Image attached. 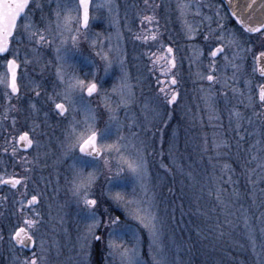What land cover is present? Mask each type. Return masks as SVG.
Here are the masks:
<instances>
[{
    "label": "rangeland",
    "instance_id": "obj_1",
    "mask_svg": "<svg viewBox=\"0 0 264 264\" xmlns=\"http://www.w3.org/2000/svg\"><path fill=\"white\" fill-rule=\"evenodd\" d=\"M40 2L43 12L34 10L32 20L41 29L50 28L45 35L54 42H29L21 30L17 35L21 43L14 45L19 49L21 63L20 93L9 101L0 87V176L26 178V187L0 189V264H16L19 259L31 257L33 251L39 253L40 240L44 241L45 264H122L120 251L124 248L134 249L140 264H154L153 257H163L167 264H199L193 245L198 247L203 235L218 238L219 229H226L236 237L232 232L237 227H241L239 238L251 243L250 250L261 264L264 106L258 102L254 79L246 75L250 52L232 48V53L244 59L236 61L241 70L235 80L230 67L233 72L227 87L224 76L218 77L219 83L197 89L186 66L191 84L185 87L180 104L173 109L175 120L180 112L183 123L169 126V109L157 83L158 79L163 81L161 70L153 68L155 57L150 59L152 53L146 42L141 45L135 38L137 12L130 0H122L121 15L119 0H91L87 28L76 22L80 17L78 0ZM58 3L61 19L65 15L73 18L72 31L63 33L67 40L63 46L56 28ZM72 35L78 36L75 47ZM159 37L158 34L152 43L157 55L162 54ZM258 41L260 45H256ZM262 44L264 36L260 35L255 44L244 46L253 51ZM57 47H61L60 54L66 56V62L57 60ZM102 57L111 61L107 71ZM25 58L30 61L27 65L23 64ZM61 66L64 83L57 76ZM226 66L231 65L227 63L222 68ZM4 70L0 59V72ZM73 75L89 82L94 80L98 85L91 97L77 92L75 105L56 96ZM246 81H251V106ZM36 84L40 85V96L32 90ZM126 86H130L131 95ZM121 92L130 100L126 105L121 103ZM206 95L210 96L207 102ZM49 97L65 102L68 111L59 114ZM210 105L218 118L210 119ZM237 111L243 117L239 127L234 115ZM89 124L101 133L98 146L118 144L120 151H104L99 158L81 155L78 147L68 151V145L75 140L73 128L86 132ZM22 130L29 132L33 146L25 153L15 146L13 154V138ZM121 157L143 160L139 177L129 171ZM73 165L82 167L85 175H95L87 195L98 201L97 218L106 221L108 216L120 217L119 227L106 228L101 224L96 233L102 236L99 242L87 235L91 210L73 194ZM116 193L124 197L122 202L112 198ZM32 195H37L39 202L26 206ZM4 200L11 204L10 211L2 203ZM137 207L156 216L162 252L153 247L148 230L134 218ZM36 212L40 214L39 226L31 231L37 245L26 251L10 242L9 234L24 226L25 219L35 218ZM231 234L225 233L224 237L231 240ZM110 240L118 246L114 255H110Z\"/></svg>",
    "mask_w": 264,
    "mask_h": 264
},
{
    "label": "snow or ice",
    "instance_id": "obj_2",
    "mask_svg": "<svg viewBox=\"0 0 264 264\" xmlns=\"http://www.w3.org/2000/svg\"><path fill=\"white\" fill-rule=\"evenodd\" d=\"M227 4L228 8L230 9L231 16L236 20V23L240 25L244 33L251 35L260 34L261 36H264V0H227ZM89 6L90 0H79V8L82 9V17L77 18L76 22L82 24L84 28H87L89 24ZM191 7V4L188 3L178 4L181 15H184ZM200 7L201 5L196 6V11L194 13L195 15H200ZM59 8L60 4L58 3L56 10V28L57 34L62 37L60 45L63 46L67 43V40L63 39V33L72 31L71 23L73 18L70 15H65L61 19V12L59 11ZM34 10H40L43 12V4L40 2V0H0V59L4 61V66H6V70L0 72V87L3 88L4 96L9 101L13 96H18L20 93V85L18 83V69L21 68V63L18 62L19 49L14 47V45L21 43V41L17 39V35H19L22 30L29 42L35 41L37 44H51L54 42L49 40L45 35V32L51 31V29H41L37 27L35 22L32 20ZM217 16H219V12H217ZM154 20V16H143L141 23H152ZM185 26L187 28L189 39H194L195 36L192 34L197 31V29L187 22H185ZM218 28L220 29V34L216 37V39L219 41V45L210 50V56L213 58V60L209 64L208 74L204 75L202 73H197L198 78L201 80H207L210 86L219 82V78L214 74L217 71L215 58L218 55L224 54L226 49L231 48L240 49L245 53L252 52L250 47L244 46V42L238 38L235 32H225V25L220 23H218ZM76 31L79 32V29L77 28ZM135 38L138 40H143L144 42H147L149 39L152 41H157L158 34L155 32L151 35L137 34ZM204 39L208 40L209 36L205 35ZM71 41L74 47L77 46L79 42L78 36L72 35ZM261 47H264V44H262ZM160 48L163 54L157 55L156 53H152L150 59L155 57L152 59L153 68L155 69L159 67L161 70V75L168 78L166 81H161L158 79L157 83L161 85L159 91L163 94L165 102L169 105H173L177 102L179 95L174 87L177 85L178 81L176 75L172 72V70L176 68V60L173 54L174 50L171 46L165 48L163 44L160 45ZM56 51L57 60L66 62V56L60 54L61 47H57ZM102 59L106 61L105 71H107L108 67L111 65V61H109L107 57H102ZM224 59L234 69L232 79L235 80L237 73H239L241 70L240 64H238L236 61L243 60L244 57L233 53L231 59H229L227 55H224ZM161 61H163V63H161ZM253 61V73L255 74L258 72L260 77L264 78V50L260 51L258 54H253ZM28 63H30V61L25 58L23 64L27 65ZM57 76L61 83L65 82L62 66L61 68H58ZM165 83H167L169 87H164L163 85ZM224 84L226 87L228 86L227 80L224 81ZM246 84L249 87V95L247 97L248 105L251 106L254 103V97L251 95V81H246ZM126 87L129 88V95H131L130 86ZM257 87L258 102L261 106H264V84H259ZM39 88L40 85L36 84L32 89L36 96L41 95ZM97 91L98 85L94 80L89 82L73 75L69 78L63 91L56 93V96L61 97L62 100L66 101L68 104L75 105L74 95L77 92H86V95L91 97ZM232 91L235 93L237 90L233 88ZM240 95L243 96L244 93H240ZM205 99L207 102L210 99V96L206 95ZM49 100L54 104V107L56 110H58L59 114L63 115L68 111V107H66L65 102H56L53 97H49ZM129 102L130 100L124 96L123 92H121V103L126 105ZM31 107L35 109L36 105L33 104ZM9 110H11V108ZM210 111H212L210 119L218 118L215 116L214 110L211 109V105ZM234 115L237 120V127H239V121L243 118L242 114L237 111L234 113ZM14 125L15 120H13V126ZM100 134L101 133L98 132V130L91 124L87 125L86 132H77L76 129L73 128L75 140L68 145V151H72L78 147L79 152L84 156H100L104 151H120L118 144H106L103 146H98V136ZM18 143L22 144L25 149L31 148L33 146V140L30 138L29 132L25 131L20 134L18 140L13 138V154L16 152L15 146ZM5 151H7V148H5ZM121 159L125 164H127L129 171H131L137 177L140 176L143 170L142 159L133 161L125 160L123 157H121ZM107 163L108 162L105 161V164ZM73 167L75 169V175L72 181L73 194L81 197L87 208L91 210L89 216L92 220V223L88 225L87 235L90 236L92 240L99 242L102 239V236L96 233L101 224L103 223L104 227L106 228H112L114 226L119 227L121 224L120 217L108 216L106 221H102L97 218L95 209L98 201L96 199H89L87 195L88 190L95 181V175L94 173H88L85 175L82 167L76 168L75 165H73ZM0 185H10V187L13 189L20 185L26 187V178H17L15 175H13L10 178L5 179L3 176H0ZM112 198L118 203L124 200V197L120 193H116ZM38 202L37 195H32L31 199L27 201L29 206L36 205ZM129 203L132 202L129 201ZM21 207L23 208V202H21ZM39 215L40 214L36 212L35 218L25 219L23 221L24 227L18 226L13 230L12 233L9 234V241L15 242L22 246H27L28 244L36 246L37 240L35 238V233L31 230L38 228ZM133 215L134 218L138 219L143 227L148 230L150 236L152 237L153 247L159 249L162 252L163 249L160 245V229L156 223V216H154L150 211H142L139 207L134 209ZM245 224L247 225L246 220ZM109 235L111 236V233H109ZM0 240H3V236H0ZM85 240L87 241V236L85 237ZM253 245H255L254 241ZM85 246L87 247V244ZM108 247L111 250L110 255H114L118 250V246L115 245L111 240L109 241ZM39 248V253L37 251H33L31 257L19 259L16 261V264H45L46 258L43 255V240L39 241ZM120 255L122 264H140L139 260L136 258V251L134 249L129 250L124 248L122 251H120ZM153 260L154 264H167L166 259L163 257L160 259L153 257Z\"/></svg>",
    "mask_w": 264,
    "mask_h": 264
},
{
    "label": "flooded vegetation",
    "instance_id": "obj_3",
    "mask_svg": "<svg viewBox=\"0 0 264 264\" xmlns=\"http://www.w3.org/2000/svg\"><path fill=\"white\" fill-rule=\"evenodd\" d=\"M180 3H188L191 4L192 7L184 15H181V12L178 8V4ZM129 4L133 8H136L135 10L137 12V13L135 12L136 20H137L135 36L137 34H144V31H145L144 35H151L152 33H154L155 30V33L157 32V34L161 36L159 38L160 40H162L161 43L164 45V47L166 48L168 46H171L174 50L173 54L176 60V68L173 69L172 72L176 75L178 81L177 85L174 87L175 90L179 93V95H178V100L175 104L173 105L167 104L169 109V114H168L169 117L167 119V122L169 126L172 125L174 122H178L180 126H181V122L183 123L181 117L179 116L180 112L177 116V120H175L176 117H174L175 115L173 114V109H174V105L176 106L180 104L182 98L181 94L185 90V87L186 88L190 87L189 84H191L189 83V80L191 79H189L186 75V70H187L186 66L190 69V75L195 82L193 84L197 89H199L200 87L204 88L206 86H210L207 80L199 79L197 73H202L204 75L208 74L209 64L213 60V58L210 56V50L214 49L216 46L219 45V41L216 39V37L220 34L218 23L225 25V32H229V31L235 32L237 36L247 46L251 44H255L256 37L260 36V34L251 35L248 33H244L240 25L236 23V20L231 16L227 7L221 0H147V3L146 0H130ZM197 5H201L199 9L200 15L194 14ZM118 6L121 15L122 0H119ZM217 12H219V16H217ZM89 14H90V6H89ZM143 16H154L155 20L152 23L144 22L142 24L141 20ZM80 17H81V10H80ZM119 21L121 22L120 19ZM185 22H187L188 24L192 25L195 29H197V31H195L192 34L195 36L194 39H189ZM119 24L121 25V23ZM205 35L209 36L208 40L204 39ZM136 40L140 42L141 45H144L143 40H138V39ZM152 43L153 41L151 39H149L146 42V48L147 49L150 48L149 50L151 53H153ZM256 45H260V41L256 42ZM256 47H257L256 49L254 47L255 50L250 52L249 56L247 57L246 75H249L251 78L254 79L257 87V84L258 85L264 84V78L260 77L258 72H256L255 74L253 73V66H254L253 54H258L260 51L264 50V47H259V46ZM232 54H233L232 48L226 49V52L224 54L218 55L215 58L217 71L214 74L217 77H220L221 79L224 78L225 76L224 81L227 80V82L231 78L230 76H231V72H233V69H230L231 66H226L228 68H224V69L222 68L224 64H227V62L224 59V55H227L229 59H231ZM161 63H163V61H161ZM5 70H6V66H5ZM18 73H19V69H18ZM162 79L163 81H166L168 78L162 76ZM165 87L167 88L169 87V85L167 84V86ZM214 88L216 89V86ZM257 93H258V87H257ZM21 132H25V131L22 130L20 131V133ZM20 133H18V135ZM18 135L16 136V140ZM16 147L18 151L22 153L31 150L29 149L28 151H23L18 148L17 144ZM100 156L97 157L85 156V157L99 158ZM5 186L10 187L9 185H5Z\"/></svg>",
    "mask_w": 264,
    "mask_h": 264
},
{
    "label": "trees",
    "instance_id": "obj_4",
    "mask_svg": "<svg viewBox=\"0 0 264 264\" xmlns=\"http://www.w3.org/2000/svg\"><path fill=\"white\" fill-rule=\"evenodd\" d=\"M0 189L3 191H13L12 188L5 185H0ZM17 189V188H16ZM15 190V189H14ZM6 204L7 210L10 211L11 204L2 201ZM238 230L241 231V227H237L233 230V236L230 230L219 229L217 233L219 235L216 238L214 235L210 238L203 235V240L197 245H193V251H196L197 260L199 264H258L256 258L253 256L250 245L251 243L245 238H239ZM225 233L231 234V240L224 237ZM197 237V236H196ZM256 260V261H255ZM264 261L262 260V263Z\"/></svg>",
    "mask_w": 264,
    "mask_h": 264
},
{
    "label": "water",
    "instance_id": "obj_5",
    "mask_svg": "<svg viewBox=\"0 0 264 264\" xmlns=\"http://www.w3.org/2000/svg\"><path fill=\"white\" fill-rule=\"evenodd\" d=\"M224 4H225V6L227 7V9H228V11H229V13L231 14V12H230V9L228 8V4H227V0H221ZM78 3H79V0H78ZM81 10V17H82V9H80ZM82 25V24H81ZM58 111V110H57ZM23 132H21L20 134H22ZM19 134V135H20ZM19 135H18V137H17V140H18V138H19ZM17 146H18V148L19 149H21V150H23V151H28L29 149H31V148H27V149H25L24 147H23V145L22 144H17ZM78 150H79V148H78ZM80 153V152H79ZM81 154V153H80ZM83 155V154H82ZM93 157H97L96 155H93ZM8 178H10V177H8ZM5 179H7V178H5ZM10 186V185H9ZM30 199H31V197H30ZM26 206H29L28 205V203L26 202ZM19 227H24V226H19ZM13 244L15 245V246H17V247H19V248H23V249H25L26 251H30L34 246L32 245V244H28L27 246H22V245H20V244H17V243H15V242H13Z\"/></svg>",
    "mask_w": 264,
    "mask_h": 264
}]
</instances>
